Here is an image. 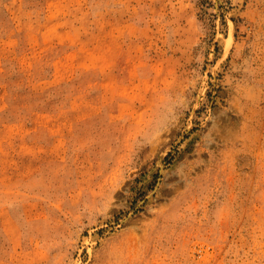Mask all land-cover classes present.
<instances>
[{"label":"rangeland","instance_id":"obj_1","mask_svg":"<svg viewBox=\"0 0 264 264\" xmlns=\"http://www.w3.org/2000/svg\"><path fill=\"white\" fill-rule=\"evenodd\" d=\"M0 264H264V0H0Z\"/></svg>","mask_w":264,"mask_h":264}]
</instances>
